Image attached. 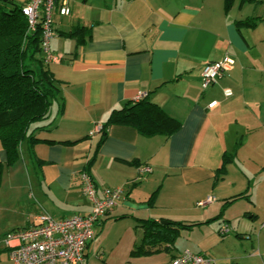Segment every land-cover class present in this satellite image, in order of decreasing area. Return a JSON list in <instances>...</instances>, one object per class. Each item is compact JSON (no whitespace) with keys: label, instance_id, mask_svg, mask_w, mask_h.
I'll use <instances>...</instances> for the list:
<instances>
[{"label":"crops","instance_id":"obj_1","mask_svg":"<svg viewBox=\"0 0 264 264\" xmlns=\"http://www.w3.org/2000/svg\"><path fill=\"white\" fill-rule=\"evenodd\" d=\"M62 6L69 15L59 14ZM246 19L255 24L236 26ZM74 27H84L85 36H66ZM52 28L50 50L57 60L48 68L61 82L63 111L36 133L41 141L20 147L15 162L7 165L0 144V238L37 224L43 215H87L91 205L79 175L88 169L99 195L105 188H124L103 220L130 219L136 225L167 219L198 228L228 222L223 211L244 203L237 208L261 227L252 252L226 248L214 254L206 243H192V252L217 264H263L264 0H233L227 11L224 0H56ZM225 55L234 60L232 68L202 90L203 64ZM142 94L181 124L174 135L145 137L118 125L108 128L102 142L100 133L90 135L113 109ZM212 101L217 105L210 109ZM228 153L234 159L218 178ZM207 198L213 202L197 205ZM232 222L235 236L244 238L245 223ZM212 225L214 235L230 232L223 223ZM137 242L136 237L134 247ZM0 264H13L5 250Z\"/></svg>","mask_w":264,"mask_h":264},{"label":"trees","instance_id":"obj_2","mask_svg":"<svg viewBox=\"0 0 264 264\" xmlns=\"http://www.w3.org/2000/svg\"><path fill=\"white\" fill-rule=\"evenodd\" d=\"M26 2L27 0L23 2L0 0V144L7 154V165L18 159L19 150L23 144L41 141L35 138L36 133L48 129L52 125L53 114L59 115L64 105L61 82L48 68V64L57 60V56L50 50L56 59L47 64L41 47L44 13L40 11L34 28L30 29L27 18L22 14V7ZM232 3L233 0H224L226 11L230 9ZM254 21L255 19H246L237 22L236 26L238 28L252 27L255 24ZM85 32L84 27H74L66 33V36L80 35L83 38ZM114 125L131 127L145 137L160 135L166 138L174 135L181 126L177 120L154 104L148 94L134 102L125 103L121 108L113 109L102 125L100 142L106 137L108 128ZM233 159V153L223 155L222 163L216 170L218 178L225 174L227 166ZM1 167L2 164H0V175ZM83 172L90 176L95 185L89 170L86 169ZM153 196L154 194L150 196L148 203L153 200ZM235 199V197L231 198L223 205L227 206ZM103 217L96 226L103 222ZM138 222L135 228H138L141 233V243L136 246L135 253L140 255L155 253L159 249L157 246L160 247L162 242H168V247L164 248L166 251L175 249L174 240L180 231L196 225L167 219L139 220ZM94 235L95 230L86 246ZM83 257L85 259L84 253Z\"/></svg>","mask_w":264,"mask_h":264},{"label":"built area","instance_id":"obj_3","mask_svg":"<svg viewBox=\"0 0 264 264\" xmlns=\"http://www.w3.org/2000/svg\"><path fill=\"white\" fill-rule=\"evenodd\" d=\"M56 0H27L22 7V14L27 18L29 28L33 29L42 10L44 13L42 51L45 62L55 60L50 53L49 41L53 35L52 13ZM67 6L59 8V14L69 15ZM234 64L228 55L218 61L203 64L200 73L202 90L216 84ZM225 97L231 96L230 90L223 92ZM140 95L139 97H142ZM136 98V99H139ZM216 101L208 104L214 108ZM102 131L101 125H95L90 135ZM150 172V168L143 169ZM81 193L91 205L90 213L86 216H74L69 219L54 220L47 215L40 216L39 223L27 228L9 232L0 239V251L5 250L13 264H84L83 251L86 243L92 238L96 223L114 206L124 193L123 187L105 188L98 194L96 187L88 174L80 173ZM213 202L212 198L200 201L197 205L204 207ZM223 227L222 230H225ZM168 264H217L215 260L203 255L183 251L173 257ZM264 264V260H263Z\"/></svg>","mask_w":264,"mask_h":264},{"label":"rangeland","instance_id":"obj_4","mask_svg":"<svg viewBox=\"0 0 264 264\" xmlns=\"http://www.w3.org/2000/svg\"><path fill=\"white\" fill-rule=\"evenodd\" d=\"M24 159L28 166H31V160L26 155H24ZM33 166L37 169V166ZM235 204L223 211V217L228 218V222L224 223L222 219H219L198 228L193 227L191 230L182 229L174 240L175 249L172 248L171 251H166L164 248L168 247V242H162L160 247L157 246L159 249L155 253L141 255L140 253H135L137 250L134 247L135 238H138L137 246L140 245L141 233L138 228H135L134 222L130 219L115 220L106 218L94 229L95 235L89 242L90 247L86 264H163L168 258L178 252L186 251V249L192 252L194 249L192 248V243H206L205 246H213L214 254L224 252L226 248L230 253L240 254L244 253V251L250 253L257 245V235L261 228L260 222L254 226V221L245 219L242 213L243 210L237 208L239 204L244 203ZM257 207L259 210L263 209L262 204H258ZM232 220L245 223L244 228L247 227V235L244 238L235 236V233H233L235 230L233 229L236 227L233 225ZM182 223L191 222L184 221ZM216 223L228 225L230 232L225 236L219 235L218 232H215L214 235L212 224ZM251 246H254V248Z\"/></svg>","mask_w":264,"mask_h":264}]
</instances>
